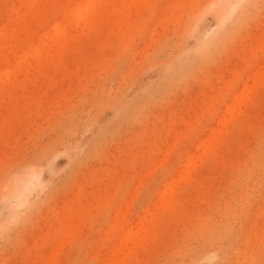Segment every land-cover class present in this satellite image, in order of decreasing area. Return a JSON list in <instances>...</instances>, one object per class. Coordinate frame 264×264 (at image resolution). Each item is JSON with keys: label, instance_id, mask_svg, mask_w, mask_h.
Instances as JSON below:
<instances>
[{"label": "rangeland", "instance_id": "374dc122", "mask_svg": "<svg viewBox=\"0 0 264 264\" xmlns=\"http://www.w3.org/2000/svg\"><path fill=\"white\" fill-rule=\"evenodd\" d=\"M0 264H264V0H0Z\"/></svg>", "mask_w": 264, "mask_h": 264}, {"label": "bare ground", "instance_id": "6f19581e", "mask_svg": "<svg viewBox=\"0 0 264 264\" xmlns=\"http://www.w3.org/2000/svg\"><path fill=\"white\" fill-rule=\"evenodd\" d=\"M121 2H124V1H121ZM125 2H127V1H125ZM90 5H91V4H90ZM30 6H31V5H30ZM84 7L87 8V6H84ZM79 9H80V8H79ZM84 10H86V9L84 8ZM90 10H93L91 6H90ZM79 12H80V13H78V15L82 14L81 11H79ZM84 14H85V13H84ZM72 18H73V17H72ZM65 19H67V18H65ZM84 21H85V20H84ZM74 23H75V22H74ZM55 25H56V24H55ZM54 29H55V28H54ZM54 29H53V30H54ZM62 29H63V27L61 28V30H62ZM55 30H56V29H55ZM55 33H56V32H55ZM57 33H58V32H57ZM62 33H63V32H62ZM43 48H44V47H42V49H43ZM40 50H41V49H40ZM37 51H39V49H37ZM115 253H117V252H115Z\"/></svg>", "mask_w": 264, "mask_h": 264}]
</instances>
